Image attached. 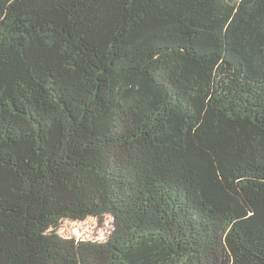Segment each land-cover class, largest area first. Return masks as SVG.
I'll list each match as a JSON object with an SVG mask.
<instances>
[{"label": "trees", "instance_id": "1", "mask_svg": "<svg viewBox=\"0 0 264 264\" xmlns=\"http://www.w3.org/2000/svg\"><path fill=\"white\" fill-rule=\"evenodd\" d=\"M0 264H264V0H0Z\"/></svg>", "mask_w": 264, "mask_h": 264}, {"label": "rangeland", "instance_id": "2", "mask_svg": "<svg viewBox=\"0 0 264 264\" xmlns=\"http://www.w3.org/2000/svg\"><path fill=\"white\" fill-rule=\"evenodd\" d=\"M60 231L65 238L104 240L110 231V221L105 217L102 224L90 218L77 223L64 222Z\"/></svg>", "mask_w": 264, "mask_h": 264}]
</instances>
